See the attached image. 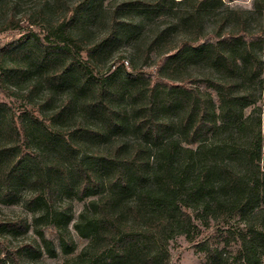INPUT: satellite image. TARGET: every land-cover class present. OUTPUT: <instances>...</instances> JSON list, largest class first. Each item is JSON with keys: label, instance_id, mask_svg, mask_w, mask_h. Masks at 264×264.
Listing matches in <instances>:
<instances>
[{"label": "trees", "instance_id": "trees-1", "mask_svg": "<svg viewBox=\"0 0 264 264\" xmlns=\"http://www.w3.org/2000/svg\"><path fill=\"white\" fill-rule=\"evenodd\" d=\"M21 1L0 0V32L32 27L0 48V197L28 193L65 264H171L191 208L205 227L245 223L226 264H264V134L242 132L264 86V0ZM59 199L85 201L79 251Z\"/></svg>", "mask_w": 264, "mask_h": 264}, {"label": "rangeland", "instance_id": "rangeland-1", "mask_svg": "<svg viewBox=\"0 0 264 264\" xmlns=\"http://www.w3.org/2000/svg\"><path fill=\"white\" fill-rule=\"evenodd\" d=\"M40 2L41 0L21 1L19 10L24 12L27 9H37L40 6ZM253 3L254 0H232L229 2L232 7L242 8H251ZM2 10L3 8L0 6V21L2 20ZM31 29L32 27L25 21L19 29L0 32V48L10 41L20 38ZM147 69L155 71V67ZM1 99L17 105L16 98L1 94ZM245 113L253 114V121L242 132H258L261 130L264 134V86L260 90L258 99L245 108ZM258 119L261 122L260 125L257 124ZM248 134L250 135L251 133ZM247 139L248 137L244 138V140ZM225 142L220 137L216 140L215 149L221 157H228L232 152V144H226ZM27 198L28 193L25 191L18 193L12 202L4 201L0 197V224H2L0 225V264H15L8 259L7 251L15 252L24 245L32 246V248L28 246L27 250L33 249L34 251L23 255L21 264H65L69 256L62 252L57 230L53 226L47 225L48 223L45 220L38 219L39 216L33 211L35 207L28 205ZM84 204L85 201L78 199H59L55 206V208L66 214L65 218L71 217L69 228L77 242V251L83 247L86 240L78 235L73 225ZM39 207L42 213L46 212V206ZM190 212L198 228L194 229L190 236L176 231L168 237L171 264H226V256L232 257L235 251L240 248V233L245 232L247 229L245 223L239 220L238 217H234L224 219L220 223H212L210 227H205L201 219L196 216V210L191 208ZM36 217L37 221H35ZM48 219H50V216ZM14 221L26 222L29 228L24 231L19 228L15 230L5 226L6 223ZM202 242H210V245L217 247L214 257L201 247ZM9 254L12 256V253Z\"/></svg>", "mask_w": 264, "mask_h": 264}]
</instances>
